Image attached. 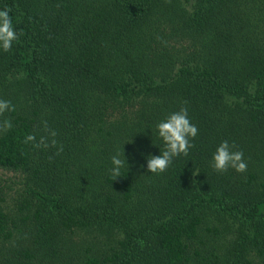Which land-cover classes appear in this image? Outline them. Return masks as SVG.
<instances>
[{
  "label": "trees",
  "instance_id": "1",
  "mask_svg": "<svg viewBox=\"0 0 264 264\" xmlns=\"http://www.w3.org/2000/svg\"><path fill=\"white\" fill-rule=\"evenodd\" d=\"M5 8L18 39L0 48L15 107L0 116V264H264V0ZM181 107L194 147L150 173L156 125ZM44 121L59 155L24 143ZM225 140L246 172L212 167Z\"/></svg>",
  "mask_w": 264,
  "mask_h": 264
},
{
  "label": "clouds",
  "instance_id": "2",
  "mask_svg": "<svg viewBox=\"0 0 264 264\" xmlns=\"http://www.w3.org/2000/svg\"><path fill=\"white\" fill-rule=\"evenodd\" d=\"M10 11L11 9L9 8L0 10V48L5 52L9 51L13 41L18 39L12 17L9 14ZM6 111H15V107L11 104V101L0 99V116H3ZM12 127L10 119L6 118L0 121V131L6 132ZM156 128L166 147L159 155H150L147 158V169L150 173L160 174L168 169L175 157L181 154L184 156L189 154V149L194 147L190 141L198 135L199 129L189 119L186 107H181L178 111L170 113L156 125ZM43 131L46 135H41L39 140H37L35 133L26 135L24 143H31L35 148L58 147L56 155H59L63 151V146H58V142L55 139L56 131L50 129L46 121L43 122ZM236 147L234 143L230 145L227 140L219 144L212 158L214 170L226 172L231 168L239 173L247 171L248 164L244 159V153L241 150H233ZM123 157L124 159L117 152L111 158L113 167L110 171L114 180L121 177V169L125 166L126 161L124 152Z\"/></svg>",
  "mask_w": 264,
  "mask_h": 264
}]
</instances>
